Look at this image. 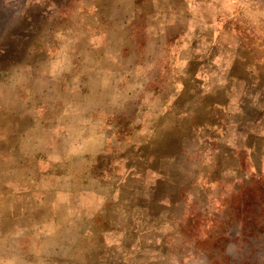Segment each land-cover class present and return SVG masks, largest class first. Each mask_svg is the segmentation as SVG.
Masks as SVG:
<instances>
[{
  "label": "crops",
  "instance_id": "obj_1",
  "mask_svg": "<svg viewBox=\"0 0 264 264\" xmlns=\"http://www.w3.org/2000/svg\"><path fill=\"white\" fill-rule=\"evenodd\" d=\"M241 1L0 0V264H196L214 159L264 175Z\"/></svg>",
  "mask_w": 264,
  "mask_h": 264
},
{
  "label": "rangeland",
  "instance_id": "obj_2",
  "mask_svg": "<svg viewBox=\"0 0 264 264\" xmlns=\"http://www.w3.org/2000/svg\"><path fill=\"white\" fill-rule=\"evenodd\" d=\"M245 9L262 11L255 22L241 18V27L264 58V0L241 1ZM227 166L230 177L221 178ZM233 166L214 159L213 192L197 195L198 206L183 217L180 247L183 254L190 250L196 264H264V175H246Z\"/></svg>",
  "mask_w": 264,
  "mask_h": 264
}]
</instances>
